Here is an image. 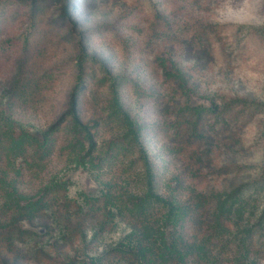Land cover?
Wrapping results in <instances>:
<instances>
[{
	"label": "rangeland",
	"instance_id": "374dc122",
	"mask_svg": "<svg viewBox=\"0 0 264 264\" xmlns=\"http://www.w3.org/2000/svg\"><path fill=\"white\" fill-rule=\"evenodd\" d=\"M80 83L86 130L56 126ZM0 155V209L43 200L0 264H174V240L264 264V0H0ZM240 192L241 228L220 214Z\"/></svg>",
	"mask_w": 264,
	"mask_h": 264
},
{
	"label": "trees",
	"instance_id": "16d2710c",
	"mask_svg": "<svg viewBox=\"0 0 264 264\" xmlns=\"http://www.w3.org/2000/svg\"><path fill=\"white\" fill-rule=\"evenodd\" d=\"M84 53V49H82ZM86 56L84 55L82 59L79 61L77 68H78V80H81L84 74L83 69V63L86 61ZM81 82V81H80ZM82 83L78 84L77 87L73 90L70 96V103H69V109L67 113L62 117L61 120L57 123L56 126H60L64 119L69 118L76 127L80 129H85L84 125L81 123L79 119V93L78 91L81 89ZM22 87V86H21ZM19 85L16 87L15 92L19 90ZM56 126L54 128H56ZM53 129H51L50 132H52ZM136 134H134L135 136ZM88 138L90 141H92V137L87 133ZM21 137V136H19ZM26 137V136H25ZM29 138H19L14 140V145L12 146L11 153L14 154H20V148L23 144L25 139H30L31 141H35L37 143V139L33 137L32 135H28ZM91 146H93L91 144ZM40 146V148H42ZM1 155H0V162H1ZM148 164V162H147ZM147 177H148V195L145 203H149L150 200L153 201L154 205H156L159 208H162L167 212V216L169 219H171L174 228H178L180 226V220L178 217H181L184 215L181 211V207L179 205L174 204L173 202H170L168 200H164L160 198L158 195H155L153 193V177L151 175L150 167H147ZM52 192V191H51ZM243 193H238V197H232L229 196L226 199L223 200V203L221 204L220 208V214L227 215L229 218H232L236 221L235 226L241 228V226L244 224H249L250 222H253V217L255 216L254 213L247 214V204L241 203V195ZM240 195V196H239ZM3 205L0 209V216L3 218H10L14 216L15 214H18V218H21V220L13 218L11 220H5V223L0 224V248L6 250L7 254L15 258V262L17 261L16 258H18L21 255V247H25L27 245H30L33 241L36 239V235L32 233L30 230L26 229L22 222H30L31 212L33 211V216H37V214H40L42 209L43 200L40 199V201H36L34 203L28 204L26 208H21L20 202L13 197V195H9L6 199L3 200ZM136 207L137 209L144 208L145 205L140 206V204L137 203ZM135 207V208H136ZM22 217H25L23 219ZM33 219V218H31ZM255 219V218H254ZM200 222V221H199ZM263 222V228H264V217L262 219ZM179 223V224H178ZM243 225V226H244ZM242 226V227H243ZM254 237H258L259 239L264 240V235H261L260 233H255L253 235ZM259 242V241H258ZM158 252V258L169 256L172 259L171 262H174V264H194L192 261L194 258L190 259L191 257H197L201 261H205L207 264H218L216 259L211 258V254L208 251L204 250V247H200L197 250L191 249V251H186L185 249L179 248L177 246V241L174 240L172 244L169 245H160L159 248L157 247ZM213 259V260H212ZM219 260V259H218ZM220 261V260H219ZM238 261H234L232 264H238Z\"/></svg>",
	"mask_w": 264,
	"mask_h": 264
}]
</instances>
